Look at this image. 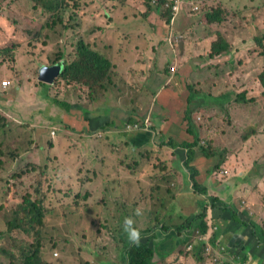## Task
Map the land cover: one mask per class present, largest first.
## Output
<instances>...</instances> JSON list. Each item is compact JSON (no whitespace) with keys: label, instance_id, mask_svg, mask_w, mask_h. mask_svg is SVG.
<instances>
[{"label":"rangeland","instance_id":"obj_1","mask_svg":"<svg viewBox=\"0 0 264 264\" xmlns=\"http://www.w3.org/2000/svg\"><path fill=\"white\" fill-rule=\"evenodd\" d=\"M80 3V6L74 7L73 2L70 1L71 10L62 13L60 22L54 14L42 11L30 0H0L2 52L0 81L15 82L13 74L18 80L19 73L22 78L19 84L12 85L11 82L7 90L10 92L0 93V112L9 119L7 126L2 127L3 124L0 122V143L3 152L0 155V205H2L0 233L4 232L0 241V264H24L20 256L21 248L27 253L31 250V246L36 244L37 238L41 243L38 264H123L121 253L124 245L121 238L127 235L120 225L123 217L133 215L137 207L141 209V215L134 216V219L141 232L148 227H159L160 224L171 227L184 222V225L187 224L185 219L190 213L182 208V201L176 199L174 182L172 179L169 180L170 178L180 180V177H184L183 172L177 171L174 166V154L177 156L176 160L180 162H177L178 167L186 160V151L158 145L169 137L178 142L193 141V136L187 133V125L183 121L184 106L176 109L178 125L176 131L170 132L171 134L162 133L161 139L155 136L154 141L146 146L135 147L128 142L129 133L126 131L130 129L128 126L130 123L127 124L125 121L119 123L120 128L115 126L109 128L110 125H107L106 130L111 134L106 137L101 136L99 131H89L91 128H87L82 122L85 121L83 117L85 107L94 105L91 108L95 111L104 105L100 99L90 100L96 92L91 90L93 92L91 93L90 90L83 89L79 85L66 86L60 79H56L52 84L39 81L40 69L44 65L64 66L65 63L73 60V52H77L79 40H83L91 47L110 45L105 47V50L114 61L119 60L115 52L109 53L110 48L128 43V50L133 52V48L136 47L133 55L128 52L123 55L128 58L125 64L119 62L116 64L117 68H114V75L111 78L115 85L111 87L108 85L110 87L108 94L115 97L120 93L119 89L124 91V87L130 92L140 89L145 92L146 88L141 84L140 77L138 84H135L133 79V70H139L149 62L148 57L145 56L146 60H144L141 54L145 50L144 47L151 48L157 44L171 51L167 46L168 41L174 38L171 30H177L179 33L188 31L185 42L179 44H182L186 56L183 64L193 66L194 62V69L189 73L191 76L188 74L177 79L179 81L176 82L174 91L180 96L183 94V98L188 96L187 81H189L196 90L203 92L202 95L230 94L231 124L228 119L219 117L218 109L210 108L208 105L195 110L193 121L196 128L203 126L202 132L205 137L202 143L210 141L214 147L215 142L218 150L225 148L223 155L226 157L233 154L238 165L246 166L247 170L245 169L244 173L249 172L253 175L254 171H258L259 176L251 177L252 180L248 185L258 193L260 197L259 199L256 197V200L262 201L264 206V101L261 98L262 88H258L256 84L257 74L264 69V56L259 54L264 49L258 50L260 48L254 43L255 36L264 32V0H205L202 4L203 10H208L210 7L219 8L222 11L220 17L222 19L224 17L226 21L210 25L204 16L196 21L186 17L181 19L185 25L177 28L174 27L173 19L184 14L186 9L191 12L195 0L183 2L180 10L172 12L169 25L158 12L147 11L143 0H81ZM155 13L158 15L157 18L154 17ZM149 15L153 18H147ZM188 25L190 26L187 27ZM184 28L186 29L183 30ZM161 31H167L166 37L162 39L157 38ZM135 32L137 43L140 44V41L143 45H136L133 35ZM219 32H221L220 36L217 35ZM126 34H130V38L126 39ZM139 34H141L140 38ZM117 37L123 40L121 44H117ZM220 37L232 46L231 51L228 55L208 58L212 44ZM180 40L181 37L177 36L176 42ZM187 41L193 42L194 47L186 43ZM6 48L8 51L4 52ZM174 65L177 68L181 67L182 61H177ZM197 69L199 70L195 71ZM148 72L149 78L155 81L149 90L161 91L158 86L165 79L155 78L156 71L150 65ZM125 80L128 82L126 83ZM41 83L49 85L46 99L40 98L43 89ZM21 84L25 85L22 90ZM32 89L40 97L37 95L29 97L32 93L28 91ZM242 92L255 95L257 97L255 102L237 103L235 96ZM19 98L23 100L22 103ZM55 100L76 106L65 110L59 107ZM30 101L33 103L43 101V104L41 108L32 107V104L26 103ZM110 104L121 106L116 100H110ZM200 105L201 103L196 106ZM127 106L133 113L134 110L128 103ZM65 113L68 117H64ZM98 113L108 112L102 109ZM10 114L21 115L15 119ZM49 114H52V121L49 124L50 128H47ZM153 116L154 112H151L148 119L154 120ZM76 117L79 119L71 120ZM127 119L128 117L125 118ZM69 124L70 128H65ZM245 126L253 128H244ZM250 132H253L256 138L250 140L248 138V141L246 138L243 139V135ZM49 134L52 138H49ZM38 139L41 141L37 143L38 148H35L37 144L34 142ZM173 151L176 153L173 154ZM19 153L22 157L16 159ZM40 155L41 158L48 159L45 162H50L49 165L54 164L49 170L53 183L50 185L46 183L45 191H52L53 187H61L64 190L57 198L49 194L42 200L44 203L41 207L44 213L42 226L30 222V218L22 210L25 203H21V196L11 195L9 192V190H17L16 193H23L15 176L26 167L27 162ZM217 159L218 157H204L198 149L191 163L199 170L197 182L213 196L221 194L220 187L226 176L222 171L219 172L215 165L216 173L213 171V177H208L209 165L212 164L213 167ZM173 172L176 173L177 178L170 177ZM33 176L32 180H35L37 176ZM185 176H190L189 171H186ZM110 179H113L116 185L118 180L121 182V203H117L116 208L111 211L108 208L99 211L95 209L92 201L97 203L101 199ZM32 180H27L30 181L27 186H30ZM126 181H129V186ZM232 181L238 182L235 178ZM34 185L35 182L32 183V186ZM107 195L109 197V193ZM24 199L26 200L27 197ZM140 202L145 207L139 206ZM240 204L248 214L253 212L247 203L240 202ZM230 206L236 208L234 205ZM237 211L236 216L239 218L240 211L238 209ZM119 216L120 221L117 219ZM210 217L213 225L221 232L224 228L218 219L212 215ZM9 221H13L16 227L7 233ZM24 229L29 231L28 235L22 233ZM186 231L190 234V240H194L193 236L199 232L196 229H186ZM158 237L163 238L164 235ZM217 240L220 242L222 239L218 237ZM219 244L223 247L224 253L205 256L202 252L204 256L202 261L196 260V256L193 257L192 254H190L192 257L187 259L184 255H178L177 251L165 261L157 258L155 261L158 264H239L234 260L240 258V255L232 253L223 241ZM182 248L187 252V245ZM215 258L217 259L214 260ZM253 262L257 264L252 257H247L243 264H253Z\"/></svg>","mask_w":264,"mask_h":264},{"label":"trees","instance_id":"obj_2","mask_svg":"<svg viewBox=\"0 0 264 264\" xmlns=\"http://www.w3.org/2000/svg\"><path fill=\"white\" fill-rule=\"evenodd\" d=\"M34 2L35 6L40 8L42 11L50 14H54L55 17L61 22L62 21V13H66L68 10H71L69 7L70 1L73 2V6L77 7L80 6L81 0H30ZM146 10L147 11H155L160 14L163 18H165V23L169 25L170 21L172 20V12L170 8H165L163 6L164 0H157V5L153 6L151 3L153 0H143ZM189 1V0H183ZM205 0H195V4L193 6H197L199 9L196 12L195 19L198 20L199 17L204 16L207 23L213 24V23H224L226 19L223 17V19L220 17L222 11L219 8H213L210 7L208 10L204 9V3ZM187 4V3H186ZM72 6V7H73ZM202 6V8L200 7ZM203 10V11H202ZM201 15V16H200ZM209 25V26H210ZM259 33V32H258ZM221 35V32H219L218 36ZM254 43L258 46V50L264 49V32H262L260 35L255 36ZM232 46L224 40L222 37L220 39L212 44L211 47V54L208 56V58H215L217 56H222L223 54L228 55V53L231 51ZM8 51L6 48L4 52ZM77 52H73L74 58L71 62L65 63L63 66V70L61 73L56 77V79H60L64 81V85L71 86V85H79L81 88H86L90 90L91 93L96 92L94 95L91 96L90 100H97V99H104L106 95L108 94L110 87L115 85L114 81L112 80V76L114 75V65L112 62L104 56L99 51L92 48L89 44L85 43L83 40H79L77 47ZM2 52L0 50V56ZM261 56H264V50L259 52ZM61 57V56H59ZM61 59H58L60 61ZM58 63V62H56ZM166 72H170V68L166 69ZM54 80V82L56 81ZM253 81V80H252ZM1 82V81H0ZM256 84L258 85V88H262V94L261 98L264 101V69H262L261 72H259L256 76ZM43 86V89L41 91V98L46 99L48 97V87L49 85L41 83ZM110 85V87L108 86ZM96 88H101L100 90ZM187 89H188V96L183 98V94L181 95L182 100H184L185 103V111H184V118L183 121H185L187 127L186 131L188 134L193 136V141H183L178 142L175 141L172 137H169V139L164 140L162 142H159L156 140L158 145L161 147H169L174 150L176 149H184L186 151V160L184 161V167L189 171L190 177L192 180V185L195 193L207 196L208 192L207 189L203 186H201L197 180L196 177L198 176V170L191 164L193 162V159L195 158L196 151L199 149L200 152L204 155V157L209 158L218 157V163H215L217 168H220V164L223 165L224 162L229 161L232 157H234L233 154H229L225 157L223 155V152L225 151V148L223 150H218L217 144L214 142L215 139L212 141L214 142V147L212 146V143L210 144V141L202 143L203 138L205 137V134L203 131V126L196 128L194 121H193V115L195 110H198L202 106L208 105L210 108L215 107V109H218V115L222 119H228L229 124H231V109L229 106L230 103V94L224 93L220 96H213L211 94H203V92L196 90L193 87V84L187 81ZM93 92H92V91ZM179 95V94H178ZM88 96V95H87ZM180 96V95H179ZM249 96V97H248ZM257 97L253 94L249 95L247 92H242L239 94H236L235 101L237 103H253L255 102V99ZM199 100V103H201L200 106H194L195 101ZM56 104L65 109L69 110L71 108L70 103H64L60 100H55ZM198 103V104H199ZM228 103V104H225ZM197 105V104H196ZM199 113V112H198ZM8 116L4 113L0 112V122H2V127L8 125ZM129 125L138 124L141 128L144 126L145 123H141L140 121H135L134 118L128 119ZM107 126L101 125L99 128H91L89 131H100L99 133L101 136H107L111 134V132H107L106 130ZM138 128H130L126 132L129 134L136 133L139 131H142ZM244 128H253L252 126L244 127ZM155 136H157V139L162 138V133L159 131L158 128H150ZM147 128V130H150ZM144 130V129H143ZM98 133V134H99ZM98 134L96 136H98ZM113 134V133H112ZM128 134V142L132 143L135 147H141L143 144H139L133 137L130 139ZM165 137V136H164ZM246 138V140L249 138H256L253 136V132L248 133L247 135H243V139ZM248 141V140H247ZM130 143V144H131ZM149 142H146L144 144H148ZM150 144V143H149ZM2 144L0 143V155L3 154L2 152ZM38 148V144L36 146ZM19 157H15L16 159H21L22 155L19 153ZM232 156V157H231ZM48 159L41 158V155L38 157L33 158L29 162H27L26 167L22 168L21 171L17 172V175L15 176L16 182H19L21 185V189L23 190L22 194L16 193L17 190H9L11 192V195H19L21 196V203H25L22 207L23 212L26 216L30 218V222L32 223H38L39 225H43V209L41 207L44 206V203L42 200H44V197L48 196L49 194H52L55 198L58 197V194H61L64 190H62L61 187H53L52 191H45L44 186L46 183L48 185L52 184L53 181L52 178L49 175V170L52 165H49L50 162H45ZM42 161V163H40ZM58 165V164H57ZM226 171V175L224 176V180H226L229 176H227L228 172ZM37 177L34 179V176ZM250 176L256 177L257 174L245 176V180L251 181L252 178ZM50 179H49V178ZM32 180L30 183V186H27L28 182L27 180ZM30 178V179H29ZM35 182V185L32 186V183ZM120 180H118V185L115 184L114 180L110 179L109 182H107L106 190L98 202H93L95 209L102 211L105 208H108L110 211L112 209L116 208L117 203H121V189H120ZM116 185V186H115ZM109 193V197L107 195ZM68 194V193H67ZM89 196V195H88ZM27 197L25 200L24 198ZM87 197V195H86ZM219 198L217 197H210L208 196L207 201L204 202L201 206V210L198 214H196L194 217H192L190 220L187 219V224L184 225V228L187 229H196L201 233L208 232V225L210 223V218L208 217V210L212 211V216H214L215 219H219L225 224L227 223V216L224 214L225 211L230 212L231 221L244 226L245 221L242 220V215H239V218L236 216L237 208H233L230 205L227 204H221V206H218L219 204ZM8 204H6L7 207ZM130 205V204H128ZM2 205H0L1 207ZM220 210L221 214H217V210ZM246 218H248L247 214H243ZM223 220H222V219ZM234 218L236 220H234ZM120 221V216L117 218ZM230 221V220H229ZM230 221V222H231ZM248 226H253V235L256 238L258 246H264V232L260 229L258 230L257 227L254 224H247ZM9 229L7 230V233H10L12 228L16 227V224L13 221L8 222ZM183 227L180 226H174L171 227L166 224H160L159 227L156 228H150L148 227L146 230H142L141 232V239L138 244H132L128 241L127 236L121 238V242L123 243L124 247L121 253V259L123 264H158L155 259H159L161 261H165L170 257L171 254H173L175 251H177L178 255H184L187 257H194L196 256V260H204V256H202V252H204V246H193L191 249H188V246L192 244L193 242L190 240V234L187 232L186 238L182 239L180 234L183 231H186ZM218 230V227H217ZM216 230V231H217ZM22 233L28 235L29 231L24 229L22 230ZM164 235L163 238H159L158 236ZM4 236V232L0 233V241L2 240ZM218 233L212 234V239L210 242L215 245V242L218 241ZM222 243V242H221ZM187 245V253L182 246ZM41 243L40 240L36 239V244L31 246V250H29L27 253H24V249L21 248V258L23 259L24 264H38L39 257H40V249H41ZM192 254V256L190 255ZM206 256V254H205ZM243 261H245V258H242V260L239 262V264H243Z\"/></svg>","mask_w":264,"mask_h":264},{"label":"crops","instance_id":"obj_3","mask_svg":"<svg viewBox=\"0 0 264 264\" xmlns=\"http://www.w3.org/2000/svg\"><path fill=\"white\" fill-rule=\"evenodd\" d=\"M191 12L193 11L191 10ZM191 12H189L186 9L184 14H180L179 17L174 18L173 19V21L175 22L174 27L177 28V27H180L181 25L182 26L185 25V23L182 22L181 19H184L186 17H189L190 20L193 19V21H196L195 15L197 11H195L194 13H191ZM157 16L158 15L155 13L154 17L157 18ZM150 17L153 18V16H150V15L147 16V18H150ZM189 26L190 25H188L187 27ZM185 29L186 28H184L183 30ZM171 31H172V34H174V38L170 39L168 41L169 44L167 45L168 47L171 48V51L166 50L164 47H159L160 45H157V44H154L153 46H151V48L149 46L144 47L145 50L143 53H141L144 57L143 56H139V57H143L144 60H146L145 56H147L149 59V62L146 63L143 68H139V70H133L134 71L133 79H134L135 84H138L139 82L138 78L140 77L141 84H144V87L146 88L145 92L141 91L142 89H140L139 91L130 92L126 87H124L123 88L124 91H122V89H119L120 93H117L115 97L111 96L110 94H107L106 97H104V99H100L101 102L104 104L103 107H100L96 109L95 111L93 110V108H91V107H94V105H91V107H85V110L83 113V117L85 121H82V122L84 125H86L87 128H99L101 125H105V126L110 125L109 128H113V126H115L116 128H120L119 123H122L125 121L128 124L129 123L128 119L134 118V122L140 121L141 123L142 122L145 124L147 123L148 129L153 128L155 126V128H158L159 131L163 132L164 134H168V133L171 134L170 132L174 133L176 131V126L178 127V125L176 124V109H179V107L182 105L185 106V103H183L182 97L179 96L174 91V89L176 86V82L179 81L177 79L182 78L184 75H188L190 71L194 69V62H193V66H190L187 64L184 65L186 61L184 57L186 56H185V52L183 51L184 49L182 48V44H179V43L185 42L188 31L187 33H184V31H181L179 33L177 30H171ZM165 34L167 35V31L166 32L161 31V34L159 33L157 38L160 37L162 39L163 37H166ZM133 35H134V41L136 42V45H143V43H141L140 41H139L140 44L137 43L138 40H136L137 38L136 32ZM176 35L180 36L182 40H180L179 42H176L177 41ZM140 36L141 34H139V38ZM125 37L126 39L130 38V34H126ZM122 42L123 40L117 37V44H121ZM186 43L190 44L191 47H194L193 42L187 41ZM127 44L128 43H126L125 45L114 46L110 48L109 50V53L110 51H113L117 54L116 58L119 61H114L113 57L111 55H108V51L105 50L106 49L105 47H110V45L104 44L103 46H94V47L92 46V48H94L95 50L99 51L104 56H106L112 62V64L114 65V68H117V65H116L117 63L121 62L122 64H125V62L128 61L127 56H123L126 52L131 53L133 55L134 51L136 50V47H134L133 52H130V50H128ZM153 48L155 51L154 50L152 51ZM177 61H182V66L181 67L178 66V68L176 67V72L172 73L171 66L176 64ZM192 61H193L192 58H190V62ZM148 65L152 66L154 70L156 71L155 78L158 79V77L159 78L161 77L165 79V81L161 85L158 86V89H160L162 92L156 89L151 90V91L149 90L150 86L155 84V81L149 78ZM165 68L166 69L170 68V72H166ZM198 70L199 69L195 71H198ZM188 76H191V75L189 74ZM13 78L15 82L11 81L13 82L12 85L19 84V82L21 83L22 78H21L20 73H19L18 80L16 79V75L14 74H13ZM166 86L167 88L164 89V87ZM168 86L170 87L168 88ZM18 87L19 86H16V88ZM24 88H25V85L21 84L20 89L22 90ZM7 90L0 91V93L4 94L7 92ZM11 90H13V88H11ZM28 92L32 93L30 94L29 97H33L34 95L38 96V94L35 92L34 89L29 90ZM110 100L118 101V103L121 106L110 104ZM19 101L21 103L23 102L21 98H19ZM26 103L32 104V107L41 108L43 101L34 102V103L30 101ZM127 103L129 104V107L134 110L133 113L129 110ZM198 103H199V100L197 99L193 107H195L196 104ZM74 106L76 105L72 104L71 108ZM102 109H105L108 113L107 114L98 113V111ZM151 112H154V116H153L154 120L148 119L149 114ZM10 115H12L15 119H17V117L20 116L21 114H18V115L10 114ZM49 115L50 116H47V123H48L47 128H50L49 124L52 121V114H49ZM64 117H68L67 113H65ZM126 117H128L127 120H125ZM77 118L78 117L73 118L71 120L75 121ZM70 126L71 125L69 124V126L65 128H70ZM151 131H152L151 129L150 130L142 129V131L129 134V137L130 139L133 137L137 142H139V144H143L142 146H146L149 143H151V141H154L155 134ZM37 132L41 134V132H39L38 130ZM58 137H60V135ZM49 138H52L50 134H49ZM39 141H41V139L35 140L34 144H37V143L39 144ZM146 142H149V143L144 144ZM174 152L176 153V151H173V154ZM174 155H175L174 166L176 167L177 171L183 172L184 177H180L179 178L180 180L173 179V178H170L169 180L172 179L174 182V187L176 189V195H175L176 199L181 200L183 203L182 208L187 213H190L188 217L185 219L186 221L187 219L190 220L192 217L198 214L197 212L200 211L202 204L207 201L208 197L205 198L204 195L195 193L193 189V185L192 183H190L192 181L191 177L185 176L187 169L184 167V162H183V165L181 164V165H178L177 167V164L180 162L176 160L177 159L176 154ZM201 159H204V158H201ZM217 162L218 160L215 163ZM215 163H213L214 164L213 167H211L212 164L209 165L210 167L207 170L208 177L210 176L213 177L212 175L214 174V172L216 173V171L214 170V167L216 165ZM221 169L227 170L228 172L227 176H229L220 187L221 194L213 196L208 193V196L219 198L220 203L218 204V206H221V204L234 205L240 211L239 214L242 215L241 219L245 221V225L241 226V225H238L232 222L231 217H230L231 211L230 212L225 211L224 214L228 218L226 227H225V224L219 218L218 222L223 226L224 229L221 232L218 229L215 233L216 234L218 233V237H221L222 239L220 242L223 241L224 245H226L232 253H237L240 255V258H235L234 262L239 263L242 260V258H245L246 260L247 257L248 258L252 257L253 260L257 262V264H264V260H263L264 246H258L256 238L253 235V230H254L253 226L247 225V224L250 225V223L254 224L258 230L260 229L261 231L264 232V206L261 203L262 201L260 202L256 200L257 198L259 199L260 196L258 195V193L253 191L254 188L251 185H248L250 181L245 180V176L251 175V174H249V172L244 173L245 169L247 170L246 166L241 165V164L238 165L235 160V157H232L229 161L224 162L222 167L218 168L219 172L222 171ZM254 172L257 174L256 177H258L259 176L258 171H254ZM173 173H172L173 175H171L170 177L176 176V173L175 172ZM233 178L237 179L238 182H233L232 181ZM128 182H127V185H128ZM161 190L162 188L160 189V191ZM200 198H202V200H200ZM240 202L247 203L249 206H251L254 213L252 211L251 213L249 212V214L248 212H245L244 211L245 208L242 207ZM145 204L147 206L149 205L148 203H145ZM139 206L145 207V205H143L141 202L139 203ZM195 209H197V211H194ZM217 214H221L219 209L217 210ZM243 214H247L248 218H246ZM210 215H212V211L208 210V217L210 218V222H212V225H213V221ZM184 224L185 222L177 226L184 228L183 226ZM184 229L186 230L187 228H184ZM186 233L187 231H183L177 234L178 235L180 234L181 238L184 239L187 236ZM234 250L237 252H235Z\"/></svg>","mask_w":264,"mask_h":264},{"label":"built area","instance_id":"obj_4","mask_svg":"<svg viewBox=\"0 0 264 264\" xmlns=\"http://www.w3.org/2000/svg\"><path fill=\"white\" fill-rule=\"evenodd\" d=\"M183 0H164L163 2V6L165 8H170L171 12H175L177 10L181 9V5L183 4ZM153 6L157 5V0H153L151 3ZM199 8L197 6H193V12L197 11ZM171 72L174 73L176 72V66H171ZM11 81L9 80H4L0 82V91H5L7 90V88L10 86ZM148 124L146 123L143 127H141L144 130H147ZM139 125L138 124H134L129 125V128H138ZM138 128V129H141ZM223 174H226V171L222 170ZM216 228L215 226L212 225V227L210 228V230L207 233H197L196 234V240L202 244V246H204V254H206V256H213V255H219V254H223L224 250L223 247L220 246V242L219 240L215 242V245L212 244L210 242V240L212 239V231H215ZM194 243H197L196 241ZM194 243L190 244L188 246V249H191L194 246ZM217 258H215L214 260H216Z\"/></svg>","mask_w":264,"mask_h":264},{"label":"clouds","instance_id":"obj_5","mask_svg":"<svg viewBox=\"0 0 264 264\" xmlns=\"http://www.w3.org/2000/svg\"><path fill=\"white\" fill-rule=\"evenodd\" d=\"M140 215H141V209L139 207H137L136 209H134L133 215H127V216L123 217L122 223L120 225L122 231L124 233H126L128 241L132 244H138L140 242V239H141V229L139 226H137L136 221L134 219V216L138 217ZM211 227H212V222H210L208 225V231L210 230ZM215 228L217 230V226H215ZM216 230L212 231L211 233L212 234L215 233ZM199 233H201V232H199ZM193 237H194V240H191V241L193 243L195 241L197 242V243H194V246H198V245L202 246V244H200L196 240V235ZM253 264H255V262H253Z\"/></svg>","mask_w":264,"mask_h":264},{"label":"water","instance_id":"obj_6","mask_svg":"<svg viewBox=\"0 0 264 264\" xmlns=\"http://www.w3.org/2000/svg\"><path fill=\"white\" fill-rule=\"evenodd\" d=\"M63 70V65L62 64H56L53 66H46L44 65L40 69L39 73V81L44 82L46 84H52L56 77L61 73Z\"/></svg>","mask_w":264,"mask_h":264}]
</instances>
